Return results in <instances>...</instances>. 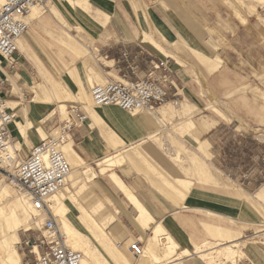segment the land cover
I'll return each instance as SVG.
<instances>
[{
  "label": "crops",
  "instance_id": "1",
  "mask_svg": "<svg viewBox=\"0 0 264 264\" xmlns=\"http://www.w3.org/2000/svg\"><path fill=\"white\" fill-rule=\"evenodd\" d=\"M80 1L86 5L71 6L64 0H54L48 14L44 16L37 13L27 22L34 31L42 29L56 39V43L52 44L53 49H48L49 44L43 38L42 42L38 38V43L44 47V52L41 50V55L38 54L34 49V37L27 32L18 41L20 49L17 48L11 65L2 63L0 78L5 77L7 81L3 93L6 106L16 105L12 110L8 108L14 115L18 108L20 112L24 109L32 123L24 140L16 134V127H9L13 145L17 143L20 146L19 160H23L39 142L38 126L48 134L52 127L60 123L58 119L51 118L41 123L49 110L36 103L34 98L36 94L41 96L46 80L52 77L58 83H65L66 87L72 84L80 92V87L89 90L88 75L91 76V69L102 79H106V74L110 73L107 69L112 68L130 78L122 58L123 52L137 66L138 77L151 69V63L166 62L172 82L168 86L169 103H187L200 110L213 98H224V104L233 105L239 119L253 126L252 130L261 131L260 137H264V9H258L257 14L249 16H243L240 10L235 9L244 19V22H238L237 15L236 18L233 16L226 0H167L164 1L165 7L159 4L149 8L135 0ZM234 2L237 4L236 0ZM47 3L45 0L37 9H42L44 13ZM51 22L61 29L70 28L68 31L74 36L65 30H62L64 36L57 35ZM146 36L151 37L169 56L144 40ZM72 38L83 49H80L81 55L70 44ZM85 49H88L89 54H93V50L97 51V58L105 60V67L99 65L101 73L88 65L84 58L86 54L83 53ZM46 50H50L49 56ZM211 62L218 65L213 72L209 71ZM52 66L60 70L62 75L56 74ZM39 69L45 74L46 80L40 76ZM72 69L76 73L75 80L67 76V70ZM255 87L259 93L255 92ZM161 109L153 116L157 121ZM85 114V124L73 130L69 140L86 164L92 165L119 152H127V162L110 168L104 174H100L98 168L93 184L98 195L107 199L115 210L110 232L113 241L120 244L119 248L133 258L130 264H137L139 260L133 256L129 245L137 239H144L149 231L136 223V212L109 177L111 173L146 209L155 222L153 224L162 227L177 245L178 252L189 253L187 257L171 264H205L195 254V249L208 241L216 242L208 240L210 234L207 228L234 233L237 240L244 244L238 237L241 226H256L260 223L261 215L254 203L259 202L257 194L264 189L257 188L258 178L252 172L247 183L239 186L227 180L225 174L228 171L239 172L236 165L242 166L240 171H251V162L264 151V141L254 135L248 138V134L240 132L243 137L235 135L233 142L230 138H220L228 125L216 122L203 134L208 136L207 139L199 140L211 148L209 161L213 163L214 173L210 166L209 170L212 179L201 182L196 174L197 180L180 178L190 181L192 186L185 199L179 201V197L171 190L179 177L168 179L174 170L167 155L162 153L168 149L162 150L156 141L151 140L155 138L150 139L157 129L148 114L131 116L115 106L92 108ZM231 124H234V132L243 127L236 118L231 120ZM196 134L193 137H199ZM196 139L194 137V142ZM177 141L184 143L178 137ZM114 145L116 148H113ZM222 155L228 158L229 166L215 164ZM206 159L203 162L208 165ZM237 160L241 162L235 164ZM187 169H191L189 165ZM254 198L256 200L252 201ZM68 215L77 220L75 213ZM244 255L245 259L238 264H264V252L257 247L245 249Z\"/></svg>",
  "mask_w": 264,
  "mask_h": 264
},
{
  "label": "bare ground",
  "instance_id": "2",
  "mask_svg": "<svg viewBox=\"0 0 264 264\" xmlns=\"http://www.w3.org/2000/svg\"><path fill=\"white\" fill-rule=\"evenodd\" d=\"M64 1L69 3L71 6L76 5V6L83 7V5L84 6L86 5L85 2L80 1V0H74V1L73 0H64ZM238 1L244 2L245 0H238ZM251 1L252 2L255 1L260 6L264 5V0H251ZM44 2H43V4H44ZM41 6L42 5L35 6L34 8L31 9L30 13L26 17V23L28 22L27 20H29V18H30V16H32V14H34L33 17H35L37 15V13L39 11L37 8L41 7ZM249 9H251V11H252L251 7ZM85 10H86V8H85ZM54 13H56V12H54ZM252 13H254V12H252ZM240 21L244 22V19L242 16H241ZM144 38H145L144 40H147V41H149V43H152L153 45H155V47L157 49H159L160 52H163L164 54L169 56V54L161 46L157 45V43H155V41H153L151 37H150L151 39L147 36ZM71 40L72 41L70 42V44L76 50V53L79 54L78 51H80V55H81L82 52L80 49H82V48H80L79 44L73 38ZM144 40H142V41H144ZM18 41H19V39H18ZM18 41L16 44V48L20 49ZM87 51H88V49L84 50V52H87ZM87 53H89V51ZM71 67H72V65H71ZM71 73H72V70H67V76L68 77H70ZM39 74L42 77V79L45 80V77L42 76L41 72H39ZM88 76H89L88 77V86L90 87V90H91L92 86L94 85L95 80L90 75H88ZM96 78L101 79V77L99 75ZM121 80H122V78H121ZM49 81L51 83V88L48 86ZM48 82H46L47 84L45 83V87L43 89V92H41V96H38L36 94V96L34 98V101L36 103H38L39 105L43 106V108L46 107L47 105H51L55 102L58 103L57 101L71 100L72 98H78V99L80 98L83 105H89L90 104L89 100H88V92H85L82 89H80L79 90L80 92L76 96L73 97V95L70 94V92H68L64 89V87L61 85V83H58L55 79H52V77H51V79H48ZM98 82H99V80H98ZM100 82H102V81H100ZM40 86H42V83ZM78 96H80V97H78ZM90 100H91V93H90ZM91 103H92V101H91ZM5 105H6V103H5ZM15 106L16 105H12V106L10 105V106H6V107L9 109H12ZM163 106H166V109H164V111L163 110L160 111V113H159L160 116L159 117L157 116L158 123L160 124L161 128L164 127V125L162 124V121H161V116H164V115L171 113V112H175V113L177 112L179 114V117L181 118V120H179L180 123H179L178 129L176 128V132L174 133L173 136H176V135L181 136L182 134L189 133L196 128V125L193 122L194 116H193V113L191 112L192 106H190L187 103H182V102H180V103L179 102L169 103L168 101ZM163 106H161V107H163ZM92 107L96 108L93 105V103H92ZM207 107H209V106H207ZM64 108H65V106L63 104H60L58 106V110H61ZM211 109L214 113H217L219 115L220 111L216 107L212 106ZM64 110H66V109H64ZM53 112L54 111H51L50 113L48 112L41 119V123L50 119L53 116ZM155 112L146 113V114H148L149 117H152V116H155ZM15 117H16V119L13 121V123L11 125H12V127H16V129H17L16 134L18 135V137L20 139L24 140L26 138V135H27V130L32 126V123L28 120L27 113H26V111H24V109H22L20 112L19 108H18V111H17ZM210 124H214V123H210ZM208 127H209V124L206 121L204 124L199 125V129L201 131H204V130L207 131L210 128V127L209 128ZM55 131L56 130L52 131V134H54ZM37 132L39 133V135L42 139L46 138L47 134H45V132L43 131V129L40 126L37 127ZM156 134H158V131L156 132ZM156 134L151 136L150 139L155 138ZM203 144H204L203 142L200 143L199 150L201 153L206 154V151L203 147L204 146ZM113 148H116V146L114 145ZM13 149L20 151V146L18 144L13 145L12 150ZM61 150H62L65 158L67 159V161L71 167V171H70L69 177L67 179V183H66L67 186H65L60 192L51 196L47 200L49 210L51 211L52 216L54 218L58 219V220H56V222L59 223V226H60L59 231H60L61 235L64 237V239L66 241V245L69 248H71L73 251L80 253L82 255V264H100L98 254H96L95 251H93L89 247L88 241H86L84 239L85 236H82L79 233L80 231L78 232L71 225V223L68 220L67 215H68V212H73V213L76 212L77 213L76 219L78 220L80 225L82 224L85 226V231L87 233L90 234V233H94V231H96V232H99V234L104 235V237H107V236L104 233L103 222L111 224L114 221V219H113L114 217L110 213H108V211L104 208V206L101 204V202L90 191L88 184H90L94 181L96 174L93 171V169L90 166H88L85 163V161L80 157V155L77 154V152L73 149L69 139L63 145ZM126 154H127L126 151H122V152H119L115 155L106 157L103 160L97 162L96 166L99 168V173L104 174V173L108 172V170H111L110 168H112L114 166L121 165L124 162H127ZM172 154H170V156H172L171 158L177 159V155L173 157L174 154L173 155ZM76 168H80V170H81V172H79V175L75 174L78 171ZM196 170H197V174L200 177H203L204 179H206V178L208 179L209 177L212 178L211 173L208 170V168H206V166L199 164V166L197 167ZM109 177H111L113 183L118 187V189L120 190L122 195L127 199L128 203L135 210V212H136V216H135L136 223L140 227H142L144 230L150 232V235L146 241L147 245L145 248H142V250L144 249L143 253L138 258V260L140 261V263H138V264H171L176 260L182 259L183 257H187L189 255V253L187 251L178 252L177 245L165 233V231L162 229V227L157 223L153 224L155 222L153 221L151 216L148 214L146 209L140 204V202L136 199V197L130 192V190H128L123 185V183L113 173H111ZM81 179L87 185L88 192L87 191H79V190L76 192L75 191L73 192L72 190H74L77 187V185L80 183ZM190 184L191 183L189 181H186L184 179L179 178V179H176L174 186L171 188V190L181 199V201H183L185 199L187 193L190 192ZM256 199H257V201L264 203V191H261L260 193L258 192ZM80 202L86 203L88 205V208L82 206ZM29 213H32L33 217L29 216ZM210 215H212V214H210ZM98 219L100 220V222L103 221L102 224L100 222H98ZM41 222L44 223V215L41 213L35 212L30 207V205L26 202V199L24 198V196H21V195L19 196V195H15V194L13 196L12 192H10V190H8L3 185V182L1 181L0 182V264H20L21 263V256L17 250V245L20 244L19 232L20 231L30 232L32 230V228H34V227L40 228ZM43 223H42V225H43ZM151 225H153V226H151ZM57 227H58V225H57ZM207 229H208V232L210 234V237L215 238V237L220 236L222 239L225 240V243H223V244L215 243V242L212 243V242L208 241L207 243H205L199 247H196L195 254L201 260L205 261L208 264H219L217 262L222 257L224 258L223 259L224 261L227 260L229 262H232V264H236L237 263L236 262L237 261L236 255L238 256V258L243 255V253H242L243 245L241 244V242L239 240H237V238H236L237 235L234 233H231L229 231H225V230H221V229H216V228H207ZM93 235H95V234H93ZM95 238H97V236H95ZM107 247H109V246L107 245ZM107 247H106V249H107ZM119 247L120 246H118V244L114 246V248L116 250ZM32 252L36 255L39 254L38 250L35 246H33ZM98 252H99V250H98ZM117 253L119 256L118 255L116 256V254H114V255L111 254V256H110L111 257L110 259H112V262L114 264H130V262L122 256V254L120 253L119 250H117ZM141 259H144V260L142 261ZM221 261H222V259H221ZM102 263L104 264V262H102ZM220 264H223V263H220Z\"/></svg>",
  "mask_w": 264,
  "mask_h": 264
},
{
  "label": "built area",
  "instance_id": "3",
  "mask_svg": "<svg viewBox=\"0 0 264 264\" xmlns=\"http://www.w3.org/2000/svg\"><path fill=\"white\" fill-rule=\"evenodd\" d=\"M44 1L0 0V73L3 62L11 65L13 56L18 52V39L28 32L26 17L32 8L43 5ZM122 58L131 77L122 76L121 81H109L92 87L93 105L96 108L115 106L131 116L153 113L165 105L168 86L172 85L166 62L151 63V69L138 77V68L129 61L126 52L122 53ZM6 85V78H0V182L24 196L35 212L44 215L42 229L45 233L37 241L38 244L30 243L39 253L33 264H82V255L66 245L47 200L66 186L71 167L61 149L72 131L85 124L87 117L81 107L68 106L66 118L54 128L55 133L47 134L45 139L38 135L39 142L23 160H19L20 151L12 150L14 142L9 134L15 115L5 105L3 93ZM258 169L264 182V151L259 156ZM128 248L136 258L143 253L138 239Z\"/></svg>",
  "mask_w": 264,
  "mask_h": 264
},
{
  "label": "rangeland",
  "instance_id": "4",
  "mask_svg": "<svg viewBox=\"0 0 264 264\" xmlns=\"http://www.w3.org/2000/svg\"><path fill=\"white\" fill-rule=\"evenodd\" d=\"M46 1L48 3L46 5L47 9H45V12L43 13L42 9H39V11H38V13H40V14H42L44 16L49 13L48 10L50 9V7L52 5H54V0H46ZM164 1H167V0H135L136 3H142L146 8L155 7V6L159 5V4L162 5L163 7H165ZM236 2H237V4L234 2V0H229V1L226 0L225 1V3L231 9V11L233 13V16L236 18V15H237L236 20L238 22H240L239 20L241 19V17L239 16V13L234 11L235 9L240 10L241 14H243V16L244 15L245 16L255 15V14H257L258 9H264V5L260 6L255 1L252 2L251 0H245L244 2H240V1L236 0ZM250 7L252 8V11H251V9H249ZM252 12H254V13H252ZM33 15L34 14H32V16H30L29 19L33 18ZM27 21H29V20H27ZM51 24H52V27L54 29L53 31H55V33H57V35H63L64 33H63L62 30H65L70 35L74 36L73 33L68 31L70 28L63 27V29H61L60 27H58L54 23L51 22ZM40 30L43 33L41 31H39V30L34 31L33 30V26H31L28 32L34 37L35 43L37 44V45L35 44V46H34L35 52H38V54L41 55L40 51L42 50L44 52V47H43L42 43H40V42L38 43L37 39L40 38L41 42L43 40H45V42H47V44H49V46L47 45L48 49L49 48H52V49L54 48V47H52V44L56 43V39L53 38L51 35L45 33L42 29H40ZM41 38H43V40ZM82 43H84V42H82ZM84 44H86V43H84ZM87 45L89 46V44H87ZM49 51H47V50L45 51L48 56H49ZM87 52H84V53L86 54L85 60L87 61L88 65L95 67L101 73L102 69H100L99 65L103 64L104 67H105V63H104L105 60H101V59L97 58V56H98V52L97 51L93 50L92 51L93 54H89ZM45 64L48 65L47 63H45ZM217 67H218V65H216V63L211 62V66L209 68V71L213 72L214 70L217 69ZM53 68L56 71V74H58L60 76L62 75V72L60 70L55 69V67H53ZM107 71H110V73L106 74V79L105 78L104 79H102V78L101 79H97L96 77L99 74L94 72V70H92V69L90 70L91 77L93 76L92 78L95 80L93 86L102 85V84H105L106 82H109V81H117V82L121 81L122 73L116 72L113 68L110 69V70L107 69ZM39 72H41L42 76L45 77V74L40 69H39ZM68 78L69 79H73V80L77 79L74 69H72V73H71L70 77H68ZM98 80H99V82H98ZM46 81L48 82V79ZM100 81H102V82H100ZM38 82H39V84L41 83L40 80ZM48 83H49L48 86L51 88L50 81ZM61 85L68 92H70L69 89L72 90L70 92V94H72L73 97L76 96L77 93H79L77 91L78 88L76 86L72 85V84L71 85L68 84L69 87H66L65 83H61ZM79 86H80V84H79ZM80 89H82L85 92H88V100H89L90 104L89 105H83L80 98L79 99L78 98H72L71 100H60V101H57L58 103L55 102V103H53L51 105H47L46 106V108L49 110L48 111L49 113L51 111H54L53 112V116L51 117V119H53V120L58 119L59 122H62L66 118V115H67V112L64 109H67L68 106H79V107H81V109L84 112L85 111L88 112V110L93 108L91 100H90V87H89V90L85 89L84 87L83 88L80 87ZM255 92L259 93V90L256 88ZM245 93H247V91ZM249 93L251 94L252 92L249 91ZM78 97H80V96H78ZM253 99L255 100L254 97H253ZM225 101L226 100L224 98H217L216 97V98H213L212 100H210L209 103H206V105H203V107H201L200 110H198L196 107L192 106L191 112L193 113V116H194L193 117V122L195 123L196 128L194 130H192L190 133H184L181 136H179V135L173 136L174 133L176 132V128L178 129V126H179V123H180L179 120H181V118L179 117V114L177 112L176 113L175 112H171V113H168V114H166L164 116H161V121H162V124L164 125L163 128L160 127V124L158 123V121L156 119H154L153 116L149 117L150 120L156 126V129L158 131V135L155 137V139H151V140L156 141V143H158L160 145L162 150L164 148L168 149L166 152L164 150H163L164 152L162 151L163 154L167 155V157H168L167 159H168V161L171 162L170 164H171V166L174 169V170H172L170 178H168V179L172 180V178L179 177V178H191L193 180H197L196 179V175L198 176V180L201 181V182H208L209 179H212L210 177L208 179L207 178L204 179L203 177H200L197 174V170H196L197 167L199 166V164L206 166V168H208V170H209V166H210V168L212 170L214 169L213 166H212L213 163L211 161H209V159H211V152H210L211 148H210V146H208L206 143L203 144L204 145L203 147H204L205 151H206V149L208 150V152L206 151V154L201 153L200 150H199V146H200V142H201L199 140H204V139L206 140L207 137H208V136H204L203 135L206 132L205 130L201 131L199 129V125L200 124H204L205 121L208 122L209 127H213L216 122L227 124L228 126L226 127L225 131H223V127H222L221 130L223 132L221 133V135L219 137L220 138H224V139L228 138V140L230 138L231 142L234 141L235 135H236V137H241L242 138L243 136L240 135V133H242V134L246 133V135L248 134L247 135L248 138H250L251 136L254 135L255 137H257V139H260L261 141H264L263 140L264 137H260V135H262L261 131L252 130L253 126L251 127L248 123L245 124V122L243 120L239 119L236 116V113L234 112L235 108L233 107V105H230V103L224 104ZM60 104H63L65 106V108L61 109V110H58V106ZM213 105L219 107L218 108V110L220 111L219 115L217 113H213L212 112L211 107ZM207 106H209V107H207ZM164 109H166V106L162 107V109L160 111H162V110L164 111ZM235 118L237 119L238 123H240V125H243V127L240 128V130H237V132L233 131L234 124H231V120H233ZM210 123H214V124H210ZM56 126H58V123L56 124ZM56 126L52 127L47 133L49 134L52 131H54V128ZM246 130H248V131H246ZM196 133L199 134V137L194 136L195 138H197L196 141L194 142L193 135L194 134L197 135ZM243 135H245V134H243ZM177 137L181 141H183L184 143H181L180 141H177ZM250 141H252V140L250 139ZM131 154H132V152H131ZM170 154H172L173 157L177 155V159L171 158L172 156H170ZM259 156H258V158L256 160L251 162L252 163V167L251 168H253L251 171H240L239 169H242L241 168L242 166L241 165H236V168H238L237 170L239 172H236V173H232V172H229V171L226 172V174H225V176H227L226 179L231 181V182H233L236 185L243 186L245 183H247L246 180L248 179L249 175L253 172V175H255L256 178H258L257 188L259 187L261 190L264 189V182L262 181V179L259 176V169H258ZM204 158H207L205 160V162L208 165H205V163L203 162ZM227 160H228V158L226 156L222 155L219 158V161L217 163L215 162V164H217V166L219 164L222 167L229 166ZM239 162H241V161L237 160V161H235V164L239 163ZM188 165H189V167L191 169H187ZM88 166H90L93 169V171L95 173H97L98 167L96 166V163H94L92 165H88ZM76 169L78 171L75 174L79 175V172H81V170H80V168H76ZM213 173H214V170L212 171V174ZM193 174L194 175L196 174V175L194 176ZM212 181H214V180H212ZM93 182L88 184L90 191L94 194V196L98 200H100L101 204L108 211V213H110L111 215H114L115 214L114 213L115 210H114V208H112V204L107 199H105L104 197L98 195V193L96 192V189H95L96 186L93 184ZM3 185L8 190H10V192H12L13 196H14V194L18 195L6 183L3 182ZM191 186H192V183L190 184V190H191ZM78 190L79 191H87L88 192L87 185L84 183V181L82 179H81L80 183L77 185V187L74 190H72V191L76 192ZM178 200L181 201L180 198ZM255 200L256 199L254 198V200H252V201H255ZM80 203H81L82 206L88 208V205L86 203H84V202H80ZM254 205H255L256 209L258 210L259 214L261 215V220H260V223L258 225H256V226H241V228H240L241 232H240V235H238V237L240 238L241 241L244 242V244H242L243 245V248H242L243 255L240 256L241 258L240 257L238 258V256L236 255V259H237V261H236L237 263L236 264H238L240 261L245 259L244 252H245V249H249V247H257L259 250L264 252V203L259 201L257 203H254ZM69 213H73V212H68V214ZM75 215L77 216L76 212H75ZM29 216L33 217V214L29 213ZM67 217H68V220L71 223V225L75 228V230H77L78 232L80 231L79 233L82 236H85L84 239L86 241H88L89 247L93 251H95L96 254H98V256H99L98 258H99L100 264H103L102 262H104V264H114L112 262V259H110L111 258L110 256H111V254H113V255L116 254V256H117L118 255L117 250H119L120 253L122 254V256L125 259H127L129 262H131V260H133V258L125 250H121L120 248H118L116 250L114 248V246L117 243L113 241V235L110 232V224L105 223V222H103L101 220L103 222L104 233L107 236V237H104V235H101V234H99V232H96V231H94V233H90V234L87 233L85 231V226L82 225V224L80 225L78 220L71 219V215L70 216L67 215ZM56 220H58V219L55 218V221ZM98 222H100L99 219H98ZM102 222H100V223L102 224ZM42 223L43 222H41L40 228L34 227V228H32V230L30 232H22V231L19 232L20 244L17 245V250H18V252H19V254L21 256V263L20 264H33L34 263L36 254H34L32 252L34 245L31 246L30 243L31 244H35V243L38 244L37 241L42 239V235L45 233V231L42 229V226H43ZM56 224L58 225V228L60 230L59 223L56 222ZM254 233H256V234H254ZM93 234H95V235H93ZM149 235H150V232H148V234L144 237V239L142 238V239L139 240L141 242V245H142L143 248H145L146 245H147L146 241H147ZM95 236H97V238H95ZM208 238H209L208 240H211V241L212 240H216L215 243H221V244L225 243V240L222 239L220 236L215 237L213 239H212V237L211 238L208 237ZM107 245L109 247H107ZM106 247H107V249H106ZM98 250H99V252H98ZM39 252H41V251L39 250ZM221 259H222V261H221ZM221 259L217 263H219V264L220 263L232 264V262H229L227 260L224 261L223 257ZM141 260L143 261L144 259H141ZM138 263H140V261ZM205 264H208V263L205 262Z\"/></svg>",
  "mask_w": 264,
  "mask_h": 264
}]
</instances>
